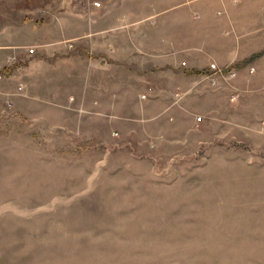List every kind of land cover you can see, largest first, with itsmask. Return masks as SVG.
Listing matches in <instances>:
<instances>
[{
    "label": "rangeland",
    "instance_id": "obj_1",
    "mask_svg": "<svg viewBox=\"0 0 264 264\" xmlns=\"http://www.w3.org/2000/svg\"><path fill=\"white\" fill-rule=\"evenodd\" d=\"M0 264H264V0H0Z\"/></svg>",
    "mask_w": 264,
    "mask_h": 264
}]
</instances>
